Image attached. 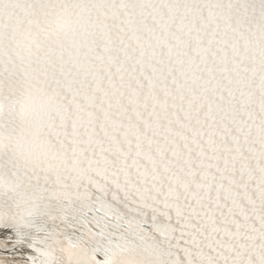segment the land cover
I'll return each mask as SVG.
<instances>
[{"label":"snow or ice","instance_id":"1","mask_svg":"<svg viewBox=\"0 0 264 264\" xmlns=\"http://www.w3.org/2000/svg\"><path fill=\"white\" fill-rule=\"evenodd\" d=\"M0 264H264V0H0Z\"/></svg>","mask_w":264,"mask_h":264}]
</instances>
